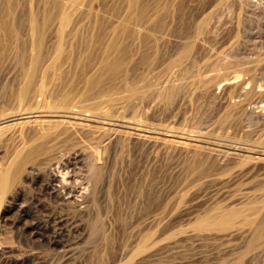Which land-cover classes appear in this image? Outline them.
I'll use <instances>...</instances> for the list:
<instances>
[{
  "label": "rangeland",
  "instance_id": "1",
  "mask_svg": "<svg viewBox=\"0 0 264 264\" xmlns=\"http://www.w3.org/2000/svg\"><path fill=\"white\" fill-rule=\"evenodd\" d=\"M68 1L0 0V110L40 65L70 99L0 114L1 177L56 141L0 186V264H264V0Z\"/></svg>",
  "mask_w": 264,
  "mask_h": 264
},
{
  "label": "bare ground",
  "instance_id": "2",
  "mask_svg": "<svg viewBox=\"0 0 264 264\" xmlns=\"http://www.w3.org/2000/svg\"><path fill=\"white\" fill-rule=\"evenodd\" d=\"M4 1V0H3ZM48 2H49V0H47ZM54 1V0H53ZM74 1H76V0H74ZM172 1V0H171ZM181 1V0H180ZM52 2V1H51ZM55 2H56V5H57V2H58V0H55ZM60 2V1H59ZM58 2V3H59ZM68 2H70L71 3V0L70 1H68ZM28 3V2H27ZM46 3V2H45ZM52 3H54V2H52ZM52 3H50V5L52 4ZM183 3V2H182ZM224 3V2H223ZM41 4H42V2H41ZM208 4H210V3H208ZM225 4V3H224ZM14 5V4H13ZM45 5V4H44ZM43 5V6H44ZM50 5H49V7H50ZM53 5V4H52ZM42 6V5H41ZM142 6V5H141ZM183 6V5H182ZM5 7V6H4ZM27 7V6H26ZM38 6H36V8H37ZM47 8H48V6H46ZM55 7H57L58 8V6H54V8ZM61 7H62V5H61ZM183 7H185V6H183ZM6 8H7V6H6ZM6 8H4V9H6ZM35 8V7H34ZM68 8V7H67ZM179 8H182V7H180L179 6ZM28 9V8H27ZM43 9H46V8H43ZM147 9V8H146ZM152 9V8H151ZM184 9V8H183ZM24 10V9H23ZM39 10V9H38ZM41 10V9H40ZM58 10V9H57ZM64 10V9H63ZM191 10V9H190ZM25 11H27V10H25ZM47 10H45L44 12H46ZM50 11H51V8H50ZM54 12L56 11V10H53ZM146 11V10H145ZM144 11V12H145ZM180 11H181V9H180ZM207 11V10H206ZM0 12H2V11H0ZM35 12V11H34ZM8 13V12H7ZM7 13H5V14H7ZM9 13H11V12H9ZM37 13V12H36ZM39 13H41L40 11H39ZM38 13V14H39ZM43 13V12H42ZM41 13V14H42ZM56 13H58V12H55V14ZM59 13H61V12H59ZM142 13H143V11H142ZM183 13V12H182ZM181 13V14H182ZM184 13H186V12H184ZM34 14V13H33ZM46 14H47V12H46ZM48 14H50V13H48ZM26 15V14H25ZM43 15V14H42ZM52 15L54 16V14L52 13ZM18 16V15H17ZM33 16V15H32ZM41 16V15H40ZM39 16V17H40ZM44 16H47V15H44ZM49 16V15H48ZM52 16V17H53ZM56 16H57V14H56ZM139 16V15H138ZM183 16V15H182ZM2 17V16H1ZM28 17H29V15H28ZM36 17H37V15H36ZM39 17H37L38 19H39ZM55 17V16H54ZM137 17V16H136ZM140 17V16H139ZM184 17H186V16H184ZM188 17V16H187ZM191 17V16H190ZM195 17V16H194ZM3 21H2V25H1V27H0V38L1 37H5V39H8L10 36H11V33H10V29H9V27H8V25H7V22H5L6 21V17H4V13H3ZM5 18V19H4ZM27 18V17H26ZM33 18V17H32ZM23 19H25L24 17H23ZM34 19V18H33ZM52 19H54V22H55V20H56V18H52ZM185 19V18H184ZM187 19V18H186ZM185 19V20H186ZM11 19H9V21H10ZM13 20V19H12ZM11 20V21H12ZM26 20V19H25ZM28 20V19H27ZM44 20H45V18H44ZM137 20V19H136ZM141 19H139V21H140ZM206 20V19H205ZM214 20V19H213ZM1 21V20H0ZM7 21H8V18H7ZM48 21L50 22L51 20H49L48 19ZM53 21V20H52ZM51 21V22H52ZM72 21V20H71ZM135 21V20H134ZM32 22V21H31ZM30 22V23H31ZM40 22V21H39ZM42 22H43V20H42ZM48 22V23H49ZM74 22V21H73ZM72 22V23H73ZM9 23H11V22H9ZM25 23V22H24ZM44 23V22H43ZM47 22H46V24H48ZM81 23V22H80ZM189 23V22H188ZM202 23H204L203 21H202ZM14 24V23H13ZM27 24H28V22H27ZM32 24V23H31ZM36 24H38L37 22H36ZM40 24H41V22H40ZM92 24V23H91ZM107 24V23H106ZM205 24V23H204ZM23 25H25L26 26V24H23ZM49 25V24H48ZM56 25V24H55ZM142 25V24H141ZM193 25V24H192ZM203 25V24H202ZM13 26V25H12ZM18 26V25H17ZM39 25H36V27H38ZM44 26V25H43ZM46 26V25H45ZM90 26V25H89ZM191 26V25H190ZM194 26H195V24H194ZM199 26H201V25H199ZM16 27V26H15ZM100 27V26H99ZM206 27V26H205ZM18 28V27H17ZM16 28V29H17ZM20 28V27H19ZM44 28V27H43ZM46 28V27H45ZM56 28V27H55ZM190 28V27H189ZM188 28V29H189ZM36 29V28H35ZM49 29V28H48ZM90 29V28H89ZM185 29V28H184ZM186 29H187V27H186ZM191 29H192V26H191ZM190 29V30H191ZM204 29V28H203ZM37 30V29H36ZM44 30V29H43ZM53 31H54V29H52ZM73 29H71V31H72ZM75 30V29H74ZM104 30V29H103ZM180 30V29H179ZM198 30V29H197ZM16 31V30H15ZM28 31V30H27ZM37 31H39V29L37 30ZM50 31V30H49ZM88 31V30H87ZM100 31V30H99ZM146 31V30H145ZM156 31V30H155ZM199 31V30H198ZM70 32V31H69ZM97 32H98V29H97ZM149 32V31H148ZM185 32V31H184ZM20 33V32H19ZM35 33V32H34ZM38 33V32H37ZM47 33V32H46ZM51 33V32H50ZM84 33V32H83ZM99 33H101V32H99ZM105 33V32H104ZM187 33V32H186ZM185 33V34H186ZM190 33V32H189ZM189 33H188V35H189ZM199 33V32H198ZM13 34V33H12ZM36 34V33H35ZM45 34V33H44ZM85 34V33H84ZM202 34V33H201ZM40 34H38V36H39ZM51 35V34H50ZM175 35V34H174ZM26 36V35H25ZM41 36V35H40ZM39 36V37H40ZM46 36V35H45ZM67 36V35H66ZM81 36V35H80ZM90 36V35H89ZM102 36V35H101ZM199 36H200V33H199ZM17 37V36H16ZM44 37V36H43ZM53 37H54V35H53ZM52 37V38H53ZM144 37H145V35H144ZM233 37V36H232ZM12 38V37H11ZM36 38V37H35ZM41 38V37H40ZM55 38V37H54ZM78 38V37H77ZM189 38V37H188ZM2 39V38H1ZM4 39V40H5ZM14 39V38H13ZM12 39V40H13ZM32 39V38H31ZM37 39H39V38H37ZM42 40L43 39H45V38H41ZM40 39V40H41ZM46 40V39H45ZM54 40V39H53ZM66 40V39H65ZM116 40V39H115ZM34 41H36V40H34ZM33 41V42H34ZM44 41V40H43ZM70 41V40H69ZM112 41V40H111ZM147 41V40H146ZM5 42V41H4ZM40 42V41H39ZM64 42V41H63ZM81 42V41H80ZM85 42V41H84ZM200 42V41H199ZM6 43V42H5ZM8 43V42H7ZM9 43L11 44V40L9 41ZM15 43V42H14ZM14 43L12 44V45H14ZM53 43V42H52ZM65 43V42H64ZM70 43V42H69ZM79 43V42H78ZM94 43V42H93ZM97 43V42H96ZM150 43V42H149ZM198 43V42H197ZM1 44H2V41H1ZM67 44V43H66ZM82 44H84V43H82ZM180 44V43H179ZM3 45V44H2ZM7 45V44H6ZM34 45H37V43L36 44H34ZM41 45V44H40ZM43 45V44H42ZM89 45V44H88ZM190 45V44H189ZM38 46V45H37ZM37 46H35V47H37ZM51 46V45H50ZM54 46V45H53ZM52 46V48H54ZM76 46V45H75ZM79 46V45H78ZM182 46V45H181ZM185 46V45H184ZM5 47V46H4ZM8 47V46H7ZM44 47V46H43ZM86 47H87V45H86ZM20 48V47H19ZM39 48V47H38ZM89 48V47H88ZM3 49V48H2ZM1 45H0V53H1ZM5 49V48H4ZM3 49V50H4ZM40 49H43L42 47L40 48ZM40 49H38V50H40ZM47 49V48H46ZM85 49V48H84ZM112 49H114V48H112ZM144 49H147V48H144ZM183 49H184V47H183ZM182 49V50H183ZM190 49V48H189ZM6 50H8V48H6ZM12 50V49H11ZM21 50H23V49H21ZM24 50H25V48H24ZM37 50V51H38ZM59 50V49H58ZM73 50V49H72ZM20 51V50H19ZM35 51V50H34ZM41 52H42V50H40ZM64 51V50H63ZM67 51V50H66ZM126 51V50H125ZM151 51V50H150ZM65 52V51H64ZM85 52V51H84ZM3 53H4V56H5V52L3 51ZM9 53H11V52H9ZM14 53V52H13ZM23 53V52H22ZM47 52H45L44 54H46ZM74 53V52H73ZM89 53V52H88ZM21 54V53H20ZM19 54V55H20ZM26 54H28V53H26ZM36 54H38V53H36ZM41 54V53H40ZM44 54H43V56H44ZM86 54V53H85ZM101 54V53H100ZM176 54V53H175ZM7 55H9V54H7ZM11 55V54H10ZM49 55V54H48ZM64 55V54H63ZM69 55V54H68ZM71 55V54H70ZM74 55V54H73ZM82 55V54H81ZM90 55V54H89ZM145 55V54H144ZM98 56V55H97ZM186 56V55H185ZM9 57V56H8ZM25 57H26V55H25ZM37 58H39L38 56H36ZM42 57V56H41ZM62 57V56H61ZM85 57V56H84ZM153 57V56H152ZM151 56L149 57V58H152ZM183 57V56H182ZM4 58H7V56L6 57H4ZM29 58V57H28ZM31 58V57H30ZM86 58V57H85ZM2 59V58H1ZM8 59V58H7ZM19 59V58H18ZM42 59H44V61H46V58L44 57V58H42ZM63 59V58H62ZM83 59V58H82ZM87 59V58H86ZM90 59V58H89ZM184 59V58H183ZM13 60H15V59H13ZM21 60V59H20ZM24 60V59H23ZM54 60V59H53ZM65 60V59H64ZM69 60V59H68ZM148 60V59H147ZM234 60V59H233ZM239 60V59H238ZM25 61V60H24ZM41 61V60H40ZM40 61H39V64L38 65H40L41 63H40ZM44 61H42V62H44ZM52 61V60H51ZM62 61V60H61ZM3 62H4V59H3ZM6 62H7V60H6ZM48 62V61H47ZM86 62H87V60H86ZM99 62V61H98ZM145 62H147V61H145ZM179 62V61H178ZM30 63V62H29ZM89 63H90V61H89ZM94 63V62H93ZM92 63V64H93ZM27 64V63H26ZM44 64H46V63H44ZM50 64V63H49ZM68 64V63H67ZM91 64V65H92ZM2 65V64H1ZM23 65H24V63H23ZM23 65H22V67H23ZM34 65H35V63H34ZM70 65V64H69ZM86 65V64H85ZM194 65V64H193ZM32 66V65H31ZM37 66V65H36ZM41 66V65H40ZM33 67V69L31 70V75H29V77H27L28 78V80H26V83H24L22 86L21 85H19V86H21L15 93H10L11 95H10V97L8 98L9 99V103H7L8 102V100L5 102L6 104H9L10 106H11V103L12 102H15L16 103V105L15 106H13L15 103H12L13 105V107H11L10 108V106L8 105V106H5L4 108H3V110L0 112V114H1V117H2V115H4L5 116V114H8L7 113V111H12V113H24V112H36V111H38V110H41V109H43V108H48V109H50V108H52V106L54 107V106H56L57 107V104H59L58 105V107L59 106H61V105H63L67 100H63L64 102L63 103H61V100L64 98V96L63 97H61V96H59V95H57L56 94V97L57 96H59L60 97V99H57V103H53V105L51 106V104L50 103H48L49 102V100L47 99V102L45 101L46 99H44V95H45V90H43V88H44V85H46V82H49V81H51L53 78V76H54V74H55V72H56V69H54L53 67L52 68H50L49 69V71H44V73H42L41 75H42V78H40V73H41V71L39 70V68H41V67ZM58 66V65H57ZM56 66V67H57ZM60 66V65H59ZM12 67V66H11ZM30 67V66H29ZM42 67H44V65L42 66ZM68 67V66H67ZM74 67V66H73ZM72 67V68H73ZM86 67V66H85ZM84 67V68H85ZM94 67V66H93ZM8 68V67H7ZM24 68V71H25V67H23ZM22 68V69H23ZM83 68V67H82ZM90 68V67H89ZM115 68V67H114ZM217 68V67H216ZM6 69V68H5ZM11 69V68H10ZM59 69V68H58ZM57 69V70H58ZM67 69V68H66ZM75 69V68H74ZM235 69V68H234ZM12 70H14L13 68H12ZM44 70V69H43ZM60 70V69H59ZM72 70V69H71ZM8 71V70H7ZM23 71V72H24ZM90 71V70H89ZM121 71V70H120ZM10 72V71H9ZM17 72V71H16ZM22 72V71H21ZM58 72H60V71H58ZM72 72V71H71ZM74 72H75V70H74ZM77 72V71H76ZM87 71L85 70V73H86ZM115 72V71H114ZM124 72V71H123ZM11 73V72H10ZM19 73V72H18ZM67 73H69V72H67ZM79 73V72H78ZM81 73V72H80ZM84 73V72H83ZM91 73V72H90ZM111 73H112V71H111ZM248 73V72H247ZM4 74V73H3ZM2 74V75H3ZM114 74V73H113ZM21 75V74H20ZM56 75V74H55ZM70 75V74H69ZM85 75V74H84ZM94 75V74H93ZM103 75V74H102ZM111 75V74H110ZM121 75V74H120ZM119 75V76H120ZM142 75V74H141ZM1 76V75H0ZM7 76V75H6ZM11 76V75H10ZM19 75H17V77H18ZM77 76V75H76ZM81 76V75H80ZM20 77V76H19ZM18 77V78H19ZM24 77V76H23ZM56 77H57V75H56ZM58 77H59V75H58ZM73 77V76H72ZM86 77V76H85ZM102 77V76H101ZM109 77V76H108ZM140 77V76H139ZM7 78V77H6ZM24 78H26V77H24ZM23 78V79H24ZM26 78V79H27ZM52 78V79H51ZM62 78L64 79V77L62 76ZM69 78V77H68ZM82 78V77H81ZM144 78V77H143ZM56 79V78H55ZM66 79V78H65ZM70 79V78H69ZM92 79V78H91ZM96 79H97V77H96ZM9 80V79H8ZM19 80V79H18ZM22 80V79H21ZM60 80H62V79H60ZM98 80V79H97ZM100 80V79H99ZM144 80H145V78H144ZM20 81V80H19ZM18 81V82H19ZM56 81H57V79H56ZM59 81V80H58ZM64 81V80H63ZM68 81V80H67ZM76 81V80H75ZM53 82V81H52ZM65 82V81H64ZM95 82V81H94ZM106 82V81H105ZM143 82V81H142ZM149 82V81H148ZM21 83V82H20ZM55 83V82H54ZM139 83V82H138ZM140 83H141V81H140ZM3 84V83H2ZM19 84V83H18ZM50 84V83H49ZM49 84H47V85H49ZM69 84V83H68ZM73 84V83H72ZM91 84V83H90ZM17 85V84H16ZM46 85V86H47ZM58 85H60V84H58ZM94 85V84H93ZM107 85V84H106ZM109 85V84H108ZM134 85V84H133ZM136 85V84H135ZM138 85V84H137ZM147 85H148V83H147ZM146 86V85H145ZM13 87V86H12ZM15 87V86H14ZM17 87H18V85H17ZM53 87V86H52ZM51 87V88H52ZM55 87H58V86H56L55 85ZM71 87V86H70ZM76 87V86H75ZM138 87V86H137ZM1 88V87H0ZM68 88H69V86H68ZM50 89V88H49ZM53 89H55V88H53ZM80 89V88H79ZM137 89V88H136ZM1 90V89H0ZM9 90V89H8ZM97 90V89H96ZM118 90V89H117ZM173 90V89H172ZM171 90V91H172ZM42 91H43V99L41 100V101H38V100H36V99H38L39 97H41L42 96ZM64 91V90H63ZM63 91H62V93L61 94H63ZM70 91V90H69ZM90 91V90H89ZM109 91V90H108ZM114 91V90H113ZM113 91H110V92H113ZM170 91V90H169ZM170 91V92H171ZM2 92V91H1ZM56 92H57V88H56ZM55 92V93H56ZM66 92V91H65ZM70 92H72V91H70ZM75 92V91H74ZM82 92V91H81ZM107 92V91H106ZM173 92V91H172ZM59 93V92H58ZM78 93V92H77ZM97 93V92H96ZM47 94V93H46ZM71 95H72V93H70ZM70 94H69V96H70ZM109 94V93H108ZM112 94V93H111ZM6 95H8V94H6ZM51 95V94H50ZM76 95V94H75ZM168 95H170L169 93H168ZM48 96V95H47ZM68 96V97H69ZM80 96V95H79ZM107 96V95H106ZM54 98L55 97V95L54 96H48L47 98ZM78 97V96H77ZM4 98V97H3ZM51 98V99H52ZM80 98V97H79ZM84 98V97H83ZM32 99H33V101H32ZM65 99H69V98H66L65 97ZM82 99V98H81ZM56 100V98L53 100L52 99V101H55ZM59 101V102H58ZM68 101H70V99L68 100ZM67 101V103H69ZM67 103L65 104V105H63L64 107H66V105H67ZM80 103V102H79ZM4 103H2V105H3ZM5 104V105H6ZM81 104V103H80ZM70 105V104H69ZM68 105V106H69ZM74 105V104H73ZM76 105H79V104H76ZM63 106H61V107H63ZM71 107V106H70ZM96 107H98V105L96 106ZM82 109V108H81ZM86 109V108H85ZM58 110V109H57ZM56 110V111H57ZM80 110V109H79ZM86 110H88V108L86 109ZM83 111V110H82ZM81 111V112H82ZM6 112V113H5ZM39 112H41V111H39ZM77 112V111H76ZM79 112V111H78ZM5 113V114H4ZM22 113V114H23ZM37 113V112H36ZM84 113V112H83ZM88 113V112H87ZM10 114V113H9ZM8 114V115H9ZM17 114V115H18ZM85 114V113H84ZM24 115H26V114H24ZM13 116V115H12ZM19 116V115H18ZM29 116V115H28ZM40 116H41V114H40ZM39 116V117H40ZM14 117V116H13ZM30 117V116H29ZM29 117H27V118H25V119H17V120H15V121H13V123L14 124H24V122L25 121H27L28 122V125L30 124L29 123V120L31 119V117L29 118ZM47 117V116H46ZM54 118H55V116H53ZM6 118V117H5ZM14 118H16V117H14ZM49 118H50V115H49ZM49 118H47V119H49ZM2 119V118H1ZM8 119V118H7ZM34 119H36V118H34ZM38 119V118H37ZM37 119H36V121H37ZM47 119H46V121H47ZM52 119V118H51ZM63 119V118H62ZM66 119V118H65ZM3 120V119H2ZM6 120V119H5ZM44 120V119H43ZM43 120H41V121H43ZM53 120V119H52ZM52 120H50V121H52ZM55 120V119H54ZM32 121V120H31ZM39 121V120H38ZM41 121H39L40 122V124H41ZM49 121V120H48ZM56 122V121H55ZM6 123L8 124V122H5V124H3V126L4 125H6ZM26 123V122H25ZM36 123H38V122H36ZM42 123H44V122H42ZM13 124V125H14ZM39 124V125H40ZM54 124V123H53ZM72 124V123H71ZM2 125V124H1ZM1 125H0V127H1ZM11 125H12V122H11ZM12 125V126H13ZM31 125V124H30ZM32 125H34V123H32ZM38 125V126H39ZM70 125V124H69ZM74 125V124H73ZM2 126V128L4 129V127ZM10 125H8V127H9ZM15 126V125H14ZM17 126H19V125H17ZM16 126V127H17ZM22 126V125H21ZM37 126V128H40L41 126H42V124H41V126L40 127H38ZM46 126V125H45ZM66 126V125H65ZM6 127V126H5ZM33 127V126H32ZM54 127V126H53ZM10 128H12L11 126H10ZM10 128H9V130H10ZM34 129H35V127H33ZM66 128V127H65ZM3 129H1V130H3ZM14 129V128H13ZM30 129V128H29ZM33 129V131L35 132L36 130H34ZM43 130V127H41L40 128V130ZM46 129V128H45ZM45 129H44V131H45ZM74 129V128H73ZM0 130V131H1ZM28 130V129H27ZM39 130V129H38ZM56 130V129H55ZM67 130V129H66ZM47 132L46 133H48V130H46ZM16 132H19V131H16ZM25 132H27V135L25 136L24 135V133ZM24 133H23V135H24V139L23 140H25V144L23 143V147H30L27 151H25V153H24V151H23V155H21V157H19L20 159L19 160H17V159H15V160H12V165H13V168H12V172H10V174H9V171L11 170V168H10V166H9V171H8V169L6 170V172L2 175V177L0 176V186H1V184H7L8 182H10V180L12 181L13 179L12 178H15V177H17V174H19V172H21V169H24L25 167L24 166H26L27 164H29V163H32V162H34V160L35 159H39V156L41 155V156H44L45 155V150L47 149L48 150V148H47V144L49 143L50 144V142L52 141V138L51 137H47L46 136V133L45 132H41V131H39V133H36V134H34V135H29L28 134V131H25ZM37 132V131H36ZM69 132V131H68ZM1 133V132H0ZM14 133V132H13ZM29 133H31L30 131H29ZM54 133V132H53ZM59 133H61L62 134V132H58V135L57 136H55V138L57 139V137L58 136H61V134L59 135ZM64 133V132H63ZM26 134V133H25ZM51 134V133H50ZM2 135V134H1ZM53 135V134H52ZM63 135V134H62ZM19 137V136H18ZM22 137V136H21ZM20 137V138H21ZM36 137V138H35ZM53 137V136H52ZM72 137V136H71ZM13 138V137H12ZM10 139H11V137H10ZM55 139V140H56ZM75 139V138H74ZM15 140V139H14ZM20 140V139H19ZM66 140V139H65ZM60 141V140H59ZM12 142V141H11ZM10 142V143H11ZM52 142H56V141H54V139H53V141ZM52 142H51V144H52ZM262 142V141H261ZM58 143V142H57ZM13 144H14V142H13ZM16 144V143H15ZM56 144V143H55ZM9 145V144H8ZM10 145H12V144H10ZM17 145H19V146H17V147H19L20 148V146H21V144H20V142H18V144ZM53 145V144H52ZM13 146V145H12ZM51 146V145H50ZM52 147V146H51ZM13 148V147H12ZM14 149V148H13ZM24 149V148H23ZM22 149V150H23ZM15 150V149H14ZM17 150V149H16ZM13 151V150H12ZM238 151V150H237ZM19 153H18V156H19V154L21 153V151H18ZM47 152V151H46ZM44 153V155H42ZM17 154V153H16ZM54 154V153H53ZM52 154V155H53ZM13 156V155H12ZM9 157H10V155H9ZM52 157V156H51ZM55 157V156H54ZM41 158V157H40ZM47 158V157H46ZM259 158V157H258ZM10 159V158H9ZM53 159V158H52ZM33 164V163H32ZM38 164V163H37ZM30 165V164H29ZM196 165V164H195ZM5 166V165H4ZM24 167V168H23ZM96 167V166H95ZM189 167H190V165H189ZM5 168V167H4ZM101 169V168H100ZM0 171H1V169H0ZM2 171H3V169H2ZM1 171V172H2ZM23 171V170H22ZM97 172V171H96ZM95 172V173H96ZM3 173V172H2ZM22 175V174H21ZM99 179V178H98ZM18 180V179H17ZM16 181V180H15ZM257 181V180H256ZM4 186V185H3ZM251 186V185H250ZM6 187V186H5ZM2 188V187H1ZM251 188V187H250ZM6 189V188H5ZM261 189V188H260ZM263 189V188H262ZM2 190V189H1ZM264 190V189H263ZM262 190V191H263ZM255 191V190H254ZM1 192V191H0ZM255 192H257V191H255ZM259 200V199H258ZM255 205V204H254ZM251 208V207H250ZM257 210V209H256ZM218 211V210H217ZM256 212V211H255ZM95 213V212H94ZM239 213V212H238ZM214 214V213H213ZM223 214H225V213H223ZM242 215V214H241ZM117 216H118V214H117ZM221 216V215H220ZM211 217V216H210ZM219 217V216H218ZM235 217V216H234ZM203 219H205V218H203ZM212 219V218H211ZM219 219H220V217H219ZM264 219V218H263ZM119 220V219H118ZM208 220H209V218H208ZM214 220V219H213ZM212 220V221H213ZM222 220V219H221ZM225 220V219H224ZM260 220V219H259ZM261 221V220H260ZM259 221V222H260ZM208 222V221H207ZM198 223V222H197ZM210 223V222H209ZM213 223H215V224H217V221L215 222H213ZM219 223V222H218ZM230 223V222H229ZM233 223V222H232ZM204 224V223H203ZM225 224V223H224ZM258 224V223H257ZM260 224V223H259ZM194 225V224H193ZM197 226L196 227H198V224H196ZM202 225V224H201ZM209 225V224H208ZM211 225V224H210ZM229 225V224H228ZM92 226H93V228H92ZM92 226H90V228H92V231H93V234L97 231V229L99 228V222L98 223H96V224H94V225H92ZM121 226V225H120ZM205 226V225H204ZM207 226V225H206ZM225 226V225H224ZM122 227V226H121ZM151 227V226H150ZM195 227V228H196ZM256 227V226H255ZM197 229V228H196ZM200 229V228H199ZM34 230V229H33ZM90 230V229H89ZM117 231V230H116ZM101 232V231H100ZM36 234V233H35ZM92 234V235H93ZM136 234V233H135ZM261 234V233H260ZM91 235V234H90ZM256 235V234H255ZM115 237V236H114ZM261 238V237H260ZM108 243V242H107ZM102 244V243H101ZM102 246V245H101ZM119 246V245H118ZM257 247V246H256ZM100 248H102V247H99L98 249H97V251H99V249ZM111 250V249H110ZM140 250V249H139ZM3 251V250H2ZM5 251V250H4ZM96 251V252H97ZM112 251V250H111ZM100 253L102 252L101 251V249H100V251H99ZM99 252H97V254L99 253ZM9 253V252H8ZM12 253V252H11ZM94 253V252H93ZM99 253V254H100ZM112 254V253H111ZM31 256V255H30ZM94 256H96V255H94ZM111 256V255H110ZM99 257H100V255H99ZM97 263H99L98 261H97ZM95 264V263H94ZM103 264V263H102Z\"/></svg>",
  "mask_w": 264,
  "mask_h": 264
}]
</instances>
